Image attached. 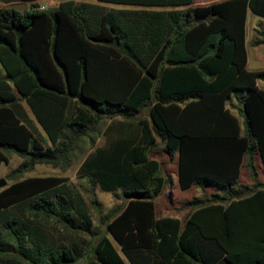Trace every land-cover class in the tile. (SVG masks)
I'll return each mask as SVG.
<instances>
[{"label":"trees","instance_id":"obj_1","mask_svg":"<svg viewBox=\"0 0 264 264\" xmlns=\"http://www.w3.org/2000/svg\"><path fill=\"white\" fill-rule=\"evenodd\" d=\"M97 1L0 7V164L7 151L20 158L0 188V264H264L254 165L258 156L264 167V71L245 68L244 46L245 12L264 17V0ZM114 117L148 134L130 160L117 147L107 158L89 154L78 167L82 190L58 176H23L35 164L64 170L79 141L92 145L89 132ZM156 139L177 154L180 189L219 190L186 201L182 223L155 216ZM241 167L248 190L234 186ZM96 188L123 203L99 214ZM50 223L83 240H50Z\"/></svg>","mask_w":264,"mask_h":264},{"label":"crops","instance_id":"obj_2","mask_svg":"<svg viewBox=\"0 0 264 264\" xmlns=\"http://www.w3.org/2000/svg\"><path fill=\"white\" fill-rule=\"evenodd\" d=\"M59 1L60 0H33V1L0 0V6H10V4L14 2H20V3L25 4V5L22 4L24 6L22 10H24L29 7V6L27 7L26 5L28 4L30 5L31 3H35L37 6L42 5L44 8H46V7L56 5ZM76 1L99 3L97 0H76ZM201 1L202 0H200V2L198 3H203ZM203 1L207 2L209 0H203ZM100 4L106 7H110V6L124 7L122 5H115V4H108V3H100ZM13 8L21 11L17 7H13ZM257 30L264 31V17L259 16L257 14H253L249 9H247L245 12V22H244V46H245V54H246L245 68L249 71H264V33L263 34L257 33ZM253 39H258L259 42L253 43L252 42ZM256 85L257 87H259L260 89L264 91V79H257ZM19 104L21 108L23 109V111H25L26 114L32 119V115L27 105L23 101H20ZM142 117L147 118L148 114L147 116H142ZM238 123H239V127L241 128L240 118H238ZM41 133H43L42 130H41ZM149 134H153L151 129L149 131ZM147 135L148 134H146L143 127L136 122V119L124 120V119H121L120 117L103 118L96 124L95 129L89 132V136L93 138L92 145L89 142L88 136H84L83 139H81L82 142L85 143L82 160L89 154H91L90 156L92 157H98V156L103 157L104 156V158H107L109 157V154H111L114 151V148L117 147L116 149H118V153H119L118 159L128 161L132 157L133 145L137 143L143 144L144 143L143 140L144 139L146 140ZM158 142H159V139H156L157 146H158ZM77 149L78 148H75L73 150L72 157L76 155ZM153 149L154 147L148 152V156L161 163L162 166H161V169L159 170V174L163 176L162 188L160 192L153 199L155 216L157 217H161V216L176 217L181 222V219L177 215L172 214L171 210L175 209V207L181 208L180 205L182 204H180L179 206L174 205L172 203L170 205H166L167 202H172V197L169 196V194L171 193V187L177 186L179 188L177 177H176L177 154L174 153L171 157H169L166 153L162 152V154L157 157V156L152 155L154 154L153 152H155ZM254 159H257V156L254 157ZM165 160H167L166 163H165ZM261 167H263L262 164H261ZM169 173L171 174V176H169ZM173 174H174V177H173ZM167 181H169L168 188H167ZM211 189H213L217 193L219 192V190L213 186H211ZM189 212L190 210L185 211L183 220L185 219V217L187 216Z\"/></svg>","mask_w":264,"mask_h":264},{"label":"rangeland","instance_id":"obj_3","mask_svg":"<svg viewBox=\"0 0 264 264\" xmlns=\"http://www.w3.org/2000/svg\"><path fill=\"white\" fill-rule=\"evenodd\" d=\"M198 2H200V0L198 1L194 0L195 4H197ZM201 2L205 3L206 1L202 0ZM22 4L25 5L24 3L14 2L10 4V6L17 7L18 9L22 10L24 7ZM26 6L28 7L29 4ZM139 116H147V109L146 108L142 109L139 113ZM78 145L80 146L79 150L77 149L76 155L72 157L70 165L64 170L60 169L59 167H53L49 164H35L31 170L24 172L23 176L24 177L26 176H58V177H62L66 179L67 182L74 184V186L77 187L79 190H82L81 186L84 185L85 182H84L83 174L78 170V167L83 158L82 156H83V150H84L85 143L82 141H79ZM153 150L156 153L158 152L157 154L153 152L154 153L152 154L153 156L158 157L162 154L160 150L159 142H158V146L156 144ZM6 156H7V162L0 164V178H3L5 180V184H8L10 180H7L5 178V175L9 171L10 168H13L20 161V158L12 151H7ZM166 162L167 160H165V163ZM254 165L256 168V172H257L256 173L257 181L264 184V168L261 167V163H260L258 156H257V159H254ZM169 176H171L170 173H169ZM173 177H174V174H173ZM168 182L169 181H167V188L169 187ZM252 183H253L252 180L248 176V171L244 167H241L239 176L236 179L234 186L238 188H242L243 190H248V188L252 186ZM95 193H96L99 203L101 204V207L97 210L99 211V214L104 213L105 210L109 208L110 206H112L113 204L121 205L123 203L122 200L113 198L111 193L106 192V191H101L99 188L95 189ZM213 193H217V192L211 189V186H208L205 190H200L193 186L188 187L186 189H179L177 186H172L171 193L169 194V196L172 197V202H167L166 205H170L172 203L174 205L179 206L180 204H182L180 205L181 208L177 206L178 208L175 207V209L171 210V213L177 215L181 219V222H182L185 211L189 210L187 207H184V203L187 200L191 199L192 197H201V196H203L204 198H208ZM94 215L95 217H97L96 214ZM93 220H94V223H96L94 216H93ZM45 231L48 235V238L57 243H61V242L70 243L71 241L80 242L83 240V237L81 235L68 234L67 232L58 230V227L53 223H50L48 227L45 228Z\"/></svg>","mask_w":264,"mask_h":264},{"label":"water","instance_id":"obj_4","mask_svg":"<svg viewBox=\"0 0 264 264\" xmlns=\"http://www.w3.org/2000/svg\"><path fill=\"white\" fill-rule=\"evenodd\" d=\"M4 185H5V180L3 178H0V186L3 187ZM75 263L82 264L83 263V258L80 257L79 259L75 260Z\"/></svg>","mask_w":264,"mask_h":264},{"label":"built area","instance_id":"obj_5","mask_svg":"<svg viewBox=\"0 0 264 264\" xmlns=\"http://www.w3.org/2000/svg\"><path fill=\"white\" fill-rule=\"evenodd\" d=\"M37 8H40L41 9V8H43V6L42 5H39V6H37Z\"/></svg>","mask_w":264,"mask_h":264}]
</instances>
